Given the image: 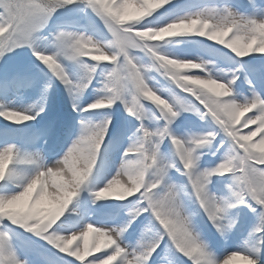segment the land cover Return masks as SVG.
<instances>
[{"label":"snow or ice","instance_id":"6c2138e0","mask_svg":"<svg viewBox=\"0 0 264 264\" xmlns=\"http://www.w3.org/2000/svg\"><path fill=\"white\" fill-rule=\"evenodd\" d=\"M77 2L85 4L100 16L114 39H111L107 44H101L83 34L60 31L55 35V52L48 53L34 47L35 34L46 26L52 16L60 9ZM168 3H170V0H162V3H151L150 0H0V56L23 46L33 48V54L65 85L70 94L83 92L91 86L95 79L99 63L94 62L91 65L87 63L88 60L85 58L89 56L83 55L84 47L92 46L99 49L101 53H105L103 55H95L94 58L91 57L92 61L112 62V67L106 72L103 82V91L106 95L82 109H77L74 105V110L81 112L102 110L111 108L119 101L124 104L126 111L130 115L140 120L144 118L145 108L143 99L152 100V98L145 95L144 85L147 84L148 88L150 87L144 78L142 67L130 55V52L126 53L128 42L121 33L125 32L128 28L133 29V31L134 29L136 31H144L146 29L155 31V35L137 37L140 43V48L137 49L145 50L151 54L157 62L158 67L174 82L176 87L182 89L185 93H191L192 97V101L179 95H174L171 100L162 99L161 95H157V92L153 88H150L161 98V101L165 102L163 104L156 102V108L160 112L159 118L165 122L164 126L153 132L141 124L142 139L133 142L125 150L122 156V167L127 166V163L130 161L141 158L142 162L146 165L158 167V177L161 180V184L153 188L151 192L146 191V189L154 181L150 180L145 185V189L136 196V200L130 209V220L123 227H96L89 223L79 231H74L67 235L59 234L57 229L63 224L61 218L65 212L58 218H54L56 205L47 196L43 194L38 195V189L35 185L25 188L24 184L22 190L17 194L0 196V202H6L10 206L15 207L21 214L27 212L33 206L38 209L47 210L48 214L37 225L19 221L12 216H0V223L7 220L11 225L23 228L25 231L44 239L60 252L75 257L76 260L80 261H84V258L91 256L93 252H99L101 247H110V252H104L103 256H93L85 264H113V262L115 264H148L156 249L165 242V237L168 238L167 243L190 259L192 264H220L207 249V245L199 240L194 233L191 234V246L185 247L183 244L176 242L174 232L166 233L160 228L153 216V212L157 216L160 215L167 195L173 191V185L166 182V176L168 170L174 167V165L161 161L158 156L159 143L166 137H170L179 160H187L189 162L187 169L184 163H182L188 184L179 187V189L182 193H186L196 199L217 231L223 234L227 227H231V225H224L222 223L227 210L238 204H243L249 207L252 212H258L260 226L255 231L264 233V147H262L264 145V123H261V121H264V98L253 93L252 97L246 100L243 107L245 109L249 107L256 109V112L247 118V123L244 127L256 125V128L254 131L250 129L247 134L241 135L240 132L229 127L227 122L223 120L225 116L230 118L231 110L237 107V104L232 103V101H236L233 98V94L222 98L220 90L210 85H202V90L193 94V88H187L185 85L180 84L177 73L187 66L177 64L171 67L167 65L165 60L177 61L179 59L170 58L159 53L157 50L158 44L151 42L163 40L165 35L176 37L195 33V35L204 37L203 34L196 32V24L209 20L217 13L215 10H205L192 16L173 20L163 27H137L141 20L151 16L155 11ZM224 13L228 18L227 30H235L238 36L241 35V25L247 26L249 32H254L260 25H264V19H249L227 9ZM128 20H138V22L133 24L123 23ZM247 38L250 40V47L246 54L239 55L229 48L227 49L240 58L246 57L250 53L264 55V48H255L257 42L256 36L253 35ZM59 57H64L68 61L80 64L84 70V77L79 81H73L65 67L59 62ZM182 75L185 74L182 73ZM206 79L218 80L226 84L232 91L231 84L235 83L236 78L228 82L222 81L219 78H212L211 76H207ZM40 111H43V109L41 108ZM180 111H195L201 116V119L210 116L228 138L230 143L229 151L223 162L219 163L215 168L203 171L198 170L196 161L199 159V156L194 155L197 149L204 147L201 145V141L212 137L216 138L217 134L215 132L193 137L188 141H183L171 135L169 125ZM37 115H39V112L28 114L16 110L0 111V116L16 123L35 119ZM80 123L81 134L79 138L71 144L63 155V161L58 162L56 166V171L61 173H63L64 167H66L72 174V181L77 179L75 170L71 166L72 161L82 151L84 146L92 142L99 144L101 148L102 144H100L99 138L102 137L103 141L105 140L111 125V119L106 118L99 124H92L85 120H81ZM257 133H260L259 141L252 142V138ZM154 137H158L159 139L155 147H152L150 142ZM190 147L194 149V152L186 151ZM0 158H10L5 175L0 179L3 180L9 174L10 165L14 161H17L19 157L14 146H8L0 151ZM61 163L64 167L60 166ZM44 171H47V169H44ZM217 174H230L232 179V184L229 186L231 199L218 200L208 190V185L211 182L210 178ZM54 175L55 173H53ZM61 179L67 178L61 176ZM110 187H119L118 181L114 180ZM97 192L94 193V196H96ZM146 212L152 215L159 227H156L154 232L151 229H147L146 231L152 233L151 239L148 241L142 240L136 248L129 250V247L123 244V234L133 221ZM31 218L29 217V219ZM93 229H102L109 232L115 243L111 246L100 244L93 247L91 243ZM74 242H76L75 247H70ZM80 242H82V245ZM236 253L250 257L243 253ZM232 254L223 261V264H231V261L234 259ZM118 257L119 259H117ZM252 261L256 264L254 259ZM0 264H24V262L18 259L15 251L12 249L9 235L5 231H0Z\"/></svg>","mask_w":264,"mask_h":264},{"label":"rangeland","instance_id":"374dc122","mask_svg":"<svg viewBox=\"0 0 264 264\" xmlns=\"http://www.w3.org/2000/svg\"><path fill=\"white\" fill-rule=\"evenodd\" d=\"M177 1L181 0H170V3L165 4L162 8H160L157 11L162 10L163 8L173 5L177 3ZM254 1V0H253ZM77 2L76 4H78ZM256 4V1L254 2ZM254 4V5H255ZM85 7V6H84ZM255 8L253 10L247 11V9H244L241 6H235L234 4H229L227 6H209L208 8H199V9H194V10H189L185 12H180L178 15L172 14L171 17L169 14H165L164 16L162 15H155L152 14L153 20L149 22L150 24H147L149 27H163L167 23L172 22L173 20L182 18V17H187V16H192L195 15L198 12H203L205 10H215L217 14L224 13V11L227 9L229 11H232L235 14L244 16L249 19H264V7H258L257 5L254 6ZM86 11L83 7H76L75 11H77L74 14H80L81 17L84 19H87L88 16L91 15L90 9L87 7ZM89 11V12H88ZM155 11V12H157ZM79 22L78 24L80 25V29H70V28H61L60 31H65V32H71L75 34H83L86 37H91L93 40L96 42H99L101 44H107L111 39H114L111 36V33L108 31L106 28V32L103 33L102 31L100 32L101 34H98L92 29V24L94 23L96 26L100 25L102 22V18L98 16L96 13L92 17V22H89V20H86V22H81V18L79 20H76ZM133 21V20H132ZM65 23V19L63 20ZM61 23L62 22H58ZM86 23V24H85ZM156 23V25L154 24ZM142 26L148 27L145 24ZM84 29V30H83ZM58 32V33H59ZM36 39H35V45L39 50H43L48 53H52L56 51L55 48V39L51 35H45L42 32H38L35 34ZM167 36V35H165ZM25 48L21 49H14L12 51H9L8 58L14 56L18 57L21 56L27 49V51H33V48L28 47V46H23ZM182 55L177 56L179 60H191L197 63H202L204 65L203 72H200L199 69H190L186 68L188 72L186 71L185 75H200L203 76L204 78H207V76H211L212 78H219L222 81L228 82L232 81L234 78H237V75L235 73H232L229 70H226L224 68H214L213 65L211 64V59L210 55L207 49L205 48H193V46L186 45L185 49L182 51ZM93 55H99V53H93ZM250 55H253L250 53ZM257 57H264V55L260 54H254V56ZM249 56V55H248ZM86 58H90L86 57ZM136 62L142 67L143 69V75L145 74L146 71H148V66L147 63H150L148 59H145V57H134ZM1 60V59H0ZM7 60H2V63H6ZM59 62L65 67L67 73L69 74L70 78L73 81H79L84 77V70L80 66V64L68 61L64 57H59ZM95 63H112L111 61H93ZM90 65L92 63H89ZM99 65V64H98ZM97 65V67H98ZM110 70V67H102L100 70V73L98 74L96 80L92 82L91 86L84 90L83 92H77L70 94L68 89H66L65 85L56 77L54 76L53 78H42L41 80L38 81V83L35 84L34 87L31 88L29 91H25L21 93L18 97H13L12 95L5 94L2 89H0V111H5V110H16L28 114H35L36 112H39V115L35 117V119H31L28 121L16 123L14 121H9L8 119L0 116V123H7L10 124L12 127H15L17 125L20 126V124H28V125H33L36 126L39 123H41L44 119L47 117L50 118L53 114H55V111L60 107L63 106L66 108L68 111L71 109L70 114L75 113L76 110H74V105L76 106L77 109H82L85 108L86 106L90 105L91 103L95 102L97 99L101 98L102 96L106 95V93L103 91V82L105 80V74L106 72ZM149 73V87L153 88L157 92V95H161L162 99H169L171 100L174 95H179L181 94L180 88H175L173 87H168L165 84V78H161L158 74L155 72H148ZM263 71H259L256 75H250V83H249V89L247 93H245L244 87L240 85V83L235 79V83L231 84L232 88V94L233 98L236 99L237 102H244L245 100H248L252 97L253 93L259 95L261 98H264V78L262 76ZM250 74V72H249ZM96 75V74H95ZM166 76V75H165ZM237 81V82H236ZM93 86V87H92ZM194 88L200 89V85H193ZM247 87V89H248ZM206 91V89H204ZM69 93V94H68ZM211 94V93H209ZM147 102H150V106L145 109V115L146 117L150 118V122H148L147 125H144L145 128H147L150 131H157L158 129L162 128L164 126V123L161 119H155L152 120V111H150V108L154 109V106L156 105V102L153 100H148L146 99ZM118 103V108L121 110L124 108V116H125V121H126V129H129V126L133 123V117L130 115L126 109L123 103L121 102H116L115 104L117 105ZM115 104L113 106H115ZM155 104V105H154ZM112 106V107H113ZM111 107V108H112ZM43 109V111H40V109ZM145 108V107H144ZM112 111H109L108 113H98L95 117L91 118H84V116L81 118V120H85L87 122H90L92 124H99L106 118L111 119V125L108 130V134L105 138L107 139V145H105L104 153L102 154V157L98 159L97 155V162L101 164L102 168L105 169L106 176L110 173L112 174L111 179L115 176L121 162H122V156L125 150L129 147L130 144L133 142H137L142 139V131L141 129V124L137 126V128L131 127L132 131L129 129L128 131L126 130L123 135L119 134L116 138L114 134V124L116 120V111L111 109ZM78 112L81 113V111L77 110ZM256 112V109H252L250 112L245 113L244 117L241 120L240 124L235 125L236 128H238L240 131L241 135L247 134V132L251 130H255L256 125H248V127H243V119L247 118L249 116H252L253 113ZM182 112L180 111L178 114V118L176 119L183 120L184 118H188L189 116L194 115L195 113L192 112H187L188 114L185 117L184 115L181 114ZM200 120L197 123L193 122H181L174 124L175 126L170 128L171 135L173 137L179 138L183 141H188L193 137L197 136H203L206 135L209 132H215V125L207 123L209 122L208 118L201 119L200 115H196ZM56 118V116L54 117ZM60 115L58 120H60ZM207 121H206V120ZM175 120H173L174 122ZM55 122V121H54ZM81 122V121H80ZM79 122L78 124V132L77 135L73 137L72 143L77 140L81 134V123ZM180 122V121H179ZM212 123V122H211ZM71 123H69V126ZM58 125L51 126L50 129L48 130L46 138L42 141V144L37 147L36 151L27 156V159L21 160L19 159L16 161V167L18 168V176L17 180H15L13 183L8 184V185H1L0 184V191L1 189H4L6 192L11 191V187L13 184H24L25 180L27 177H30L31 175L35 174L37 171V165L43 161L44 164L46 165H51L53 164V159H52V154H49L45 148H55L58 149L59 146L62 147L67 143L66 138L59 144H57V139L58 134L60 131L58 130ZM67 127V125H66ZM69 129V128H68ZM63 132H66L65 130ZM53 137H49V136ZM221 139V137H218ZM227 137H224V140H226ZM5 139L2 142V140ZM10 139H13V135L11 133L5 131V129H2L0 131V151H2L4 148L8 146H12L13 143L9 142L12 141ZM158 137H154L153 140L150 142L152 147H155ZM260 139V133H257L256 136L252 138V142H258ZM9 140V141H7ZM104 140V141H105ZM218 140V139H217ZM224 140H220L217 145V150L219 147L223 146L222 144L224 143ZM104 141L101 145V147L104 144ZM71 143V144H72ZM165 144V146H168V149L165 147L162 148V146ZM228 144V146H227ZM226 146L223 148L222 152L220 154L217 153L216 151H211L209 146L202 147L200 149H197L196 153L194 155H198L199 159L196 161V167L198 170L203 171L205 169H213L215 168L219 163L223 162L225 156L227 155L230 145L227 143ZM71 146V145H70ZM18 157L21 159V151L20 149L14 147ZM101 149V148H100ZM99 149V151H100ZM210 150V151H209ZM98 151V153H99ZM158 156L159 159L163 162L166 163H171L174 165L172 169H176L175 166L177 163L182 164V162L179 160L177 151L175 149V146L173 145L171 138L166 137L162 142L159 143V150H158ZM14 165H10V167H13ZM230 176V174H224V175H213L210 178V181H215V180H221V177H227ZM166 182L169 184H175L178 187L185 186L186 184L182 183L183 181L176 179V176L174 177H169L167 176ZM100 183V184H99ZM106 183L104 181L101 182H95V180L89 176V179L81 186L79 192L82 190L84 194L86 191H84V188H87L91 193L89 194L90 198V204H85L83 207H75L74 205L70 204L68 205L67 209L69 208L71 211L74 212L73 214V221L71 223H66L65 218L62 219L63 224L62 226L58 229L59 234H70L71 232L74 231H79L82 228H84L87 224L91 223L96 227H108V228H120L123 227L128 223L130 220V215L129 212L130 210L125 213L124 215L121 214V216L117 219L116 222H113L111 220L110 216L109 218H99L101 216H97V212L99 207L101 206H110L111 204L115 202H120L124 203L125 201H132L134 200L133 198L138 196L140 193H136L133 197H129L128 199H125L123 201L121 200H116V199H100L97 200L94 196V193L98 191L100 188H103L106 186ZM232 184V179L228 180L226 184H222L218 186V182L214 184L215 188L211 189L209 188L208 185V190L210 193L218 200L222 199H231V193L229 186ZM143 191V189H141ZM190 191V189H189ZM14 193H18L17 190L13 191ZM2 194H0L1 196ZM106 197H111L112 193H106ZM181 200L183 204V208L186 213L189 214L190 220H191V228L193 230V233L199 238V240L203 241L207 245V249L214 255V257L220 262V264H223V261L232 253H243L246 255H249L250 258L254 254L253 250L258 249L261 253V261L258 262V264H264V233H257L255 230L257 227L260 226V218L258 212H254V216H258L255 221L253 222L250 227L247 224V217L252 214L253 212L247 207L246 205L243 204H238L235 207L228 209L225 215V218L223 219L222 223L224 225H231V227H227L224 231L223 234L221 232L217 231L216 227L207 221H205L203 215L201 214L202 209H200L197 204H194V199L190 197L186 193L181 194ZM125 205V203L123 204ZM85 208V209H83ZM145 214V213H144ZM143 214V215H144ZM108 215V214H106ZM145 217V216H144ZM141 218V217H139ZM137 218L135 221L131 223V225L128 227L127 231L123 234L122 240L123 244L127 245L129 247V250L132 248H136L139 242L142 240L148 241L151 239L152 233L149 231H146L147 229H151L153 232L156 230L157 224L153 219H149L148 223L145 225H142L141 229L133 236L132 235V230L136 228L137 225ZM209 219V218H208ZM215 231V232H214ZM9 238H10V243L12 246V249L15 251L18 259L24 264H27L26 262L29 261L30 254L35 251V248H33L30 245L26 246V251L21 252L17 249L18 244L16 243L17 238L15 236V232H9ZM257 233V234H256ZM91 238V237H90ZM168 239V238H167ZM79 242V241H78ZM75 243L71 245L70 247H75ZM82 245V242H80ZM163 243L159 248L156 249V252L153 253L150 261L148 264H152L153 257L156 255L157 251L162 248ZM172 247L171 245H168L166 248L167 251L161 255V258L158 259L155 264H161L162 261H165L166 264H179L177 257L181 256V258L184 259V256L182 257V253H180L178 250L175 249V252H178V256L176 255L175 252L171 250ZM110 247H101L99 252H93L91 256H86L84 258V261H81L82 264H85L86 261H90L93 256H103L104 252H110ZM168 253V254H167ZM172 253V254H171ZM63 255L66 258H69L71 256L66 255L63 253ZM75 258V257H72ZM187 258V257H186ZM76 259V258H75ZM119 259V257L117 258ZM182 259V260H183ZM80 261V260H79ZM186 264L187 263H192L190 259H184L183 260ZM115 264V262H113ZM165 264V263H162ZM231 264H242L241 261L239 260H233Z\"/></svg>","mask_w":264,"mask_h":264},{"label":"clouds","instance_id":"9594fccd","mask_svg":"<svg viewBox=\"0 0 264 264\" xmlns=\"http://www.w3.org/2000/svg\"><path fill=\"white\" fill-rule=\"evenodd\" d=\"M151 3H162V0H150ZM132 21V20H128ZM128 21H124L126 24ZM136 23L138 20H135ZM228 23V18L225 13L216 14L214 17L210 18L207 21L198 22L196 24V32L198 34H203L207 37L208 40L216 41L219 44H223L226 48H229L231 51L244 55L248 52L250 47V40L247 38L249 36H256L257 42L255 45L256 49L264 48V25H260L254 30V32H249L248 27L245 25L240 26L241 35L238 36L235 30L228 31L226 25ZM122 36L126 39L127 47L126 53L130 50L140 48V43L137 37H145L155 35V31L152 29H146L144 31H133V29L128 28L125 32L121 33ZM93 53H101L99 49L86 46L83 49V55L95 57ZM125 53V54H126ZM163 59V58H162ZM165 63L171 67H174L177 64L186 65V68L190 69H201L203 70L204 65L202 63H197L191 60H177V61H167ZM183 68V69H186ZM127 70V69H126ZM177 78L179 83L185 85L187 88H193V94L202 89L194 88L193 85H210L212 87L218 88L220 90L221 96L229 97L232 95V91L226 84L221 83L215 79H206L203 76H185L182 75L180 71L177 73ZM145 95L151 97L153 101L160 102L161 104L165 103L161 101V98L156 95L147 84L144 85ZM244 102L232 101V103L237 104V107L231 110V117H223V120L227 122L229 127H232L237 132L240 130L235 127V125L240 124L245 113L250 112L252 109L249 107L245 109L243 105ZM18 115V114H17ZM248 118V117H247ZM247 118L243 119V127L247 123ZM264 123V121H261ZM215 138L205 139L201 141V145L210 146ZM100 144L103 143V138H99ZM264 147V145H262ZM100 149L99 144L92 142L89 145L83 147L82 151L76 156L72 161V167L75 170L77 179L72 181V174L68 171L66 167L61 163V167H64L63 173L56 171V166L58 162H62L64 157H61L59 160L55 161L51 165H46L41 161L37 165V171L35 174L27 177L24 183L25 188L32 187L35 185L38 189V195L43 194L47 196L55 205V216L58 218L62 215L67 209L68 205L72 199L78 194L81 186L88 180L91 175L94 166L97 162V155ZM186 151L194 152V149L191 147ZM185 168L189 167V162L187 160H182ZM10 163V158H0V179L5 175V170L8 168ZM47 169V171H44ZM158 167L148 166L142 162L141 158L130 161L127 163V166L122 167V162L116 172V175L108 181L106 186L100 188L96 193L95 198L100 199H116V200H125L129 197H133L136 193H140L141 189H145V185L151 180L154 181L149 185L146 191L151 192L153 188L158 187L161 184V180L158 177ZM53 173L55 175L53 176ZM224 175V174H221ZM61 176L67 179H61ZM118 181L119 187H110L113 184V181ZM173 185V191L167 195V199L162 205V210L160 215H156L153 212V216L156 219V222L159 224L166 233L174 232L176 242L183 244L185 247L191 246V234L193 230L191 228V220L188 213L185 212L181 200V190L175 184ZM106 193H112L111 197H106ZM48 214L47 210L38 209L35 206L30 208L27 212L21 214L19 210L15 207L10 206L6 202H0V216H12L19 221L27 222L31 225H37L45 216ZM29 217H32L29 219ZM171 239V237H170ZM62 243V242H61ZM92 246L96 245H105L111 246L115 243L111 234L102 229H93ZM234 259L239 260L242 264H254L252 259L247 256H243L238 253L232 254ZM232 260V261H233ZM231 261V262H232Z\"/></svg>","mask_w":264,"mask_h":264},{"label":"bare ground","instance_id":"6f19581e","mask_svg":"<svg viewBox=\"0 0 264 264\" xmlns=\"http://www.w3.org/2000/svg\"><path fill=\"white\" fill-rule=\"evenodd\" d=\"M34 152H27V151H25V152H23V153H21V159H20V157H19V160L21 161V160H24V159H27L26 157L27 156H29V155H31V154H33ZM63 157V156H62ZM61 158V156L60 157H58V158H56L54 161H53V163L55 162V161H57V160H59ZM16 161H14L13 163H12V165H14L13 167H10L9 168V174L8 175H6V177L3 179V180H0V184L1 185H8V184H11V183H13L15 180H17V177H19L18 176V168L16 167ZM100 168L98 169V171L96 172V174H95V182L97 183V182H103L104 181V183L105 182H107L108 183V181L110 180V173L106 176V173H105V169L104 168H102V166L100 165L99 166ZM106 183V184H107ZM100 184V183H99ZM22 186H23V184L21 185V184H13L12 185V187H11V191H9V192H6L4 189H1V191H0V194H2L1 196H11V195H14V194H17V193H14L13 191L14 190H17L18 192L19 191H21L22 190ZM253 252H254V254L252 255V259H254L255 261H256V264H258V262L259 261H261V258H260V256H261V252L258 250V249H254L253 250Z\"/></svg>","mask_w":264,"mask_h":264}]
</instances>
